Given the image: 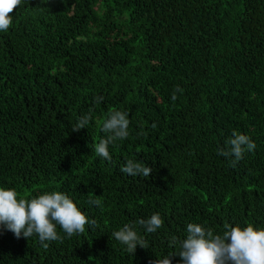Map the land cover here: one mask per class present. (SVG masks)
I'll return each mask as SVG.
<instances>
[{
	"label": "trees",
	"instance_id": "16d2710c",
	"mask_svg": "<svg viewBox=\"0 0 264 264\" xmlns=\"http://www.w3.org/2000/svg\"><path fill=\"white\" fill-rule=\"evenodd\" d=\"M10 15L0 31V188L29 200L59 191L95 224L72 237L57 226L47 249L0 225V264H151L168 254L183 264L189 223L264 229V0H22ZM117 110L129 135L109 146V162L94 145ZM233 132L256 144L235 167L218 155ZM129 159L151 176L123 173ZM155 213L163 225L136 226L146 248L135 255L113 237Z\"/></svg>",
	"mask_w": 264,
	"mask_h": 264
},
{
	"label": "clouds",
	"instance_id": "9594fccd",
	"mask_svg": "<svg viewBox=\"0 0 264 264\" xmlns=\"http://www.w3.org/2000/svg\"><path fill=\"white\" fill-rule=\"evenodd\" d=\"M22 0H0V31H7L12 23L11 13L21 4ZM177 92L183 89L177 86L172 94L173 102L177 99ZM103 97H98L99 103ZM91 111L79 118L73 131L78 132L86 128L91 120ZM128 113L112 111L102 125V131L107 134L94 145L96 154L109 162L112 157L109 146L117 140H124L129 135ZM155 128L156 124L153 123ZM228 150L219 149L218 155L231 160V166L243 159L245 153L254 151L255 142L245 134L233 132L232 138L227 141ZM121 171L132 177H150L152 168L134 160H127L121 167ZM91 204L99 206V199L90 200ZM94 220H90L72 199L59 191L45 193L38 198L18 199V193L14 189L0 188V225L12 231L17 238L23 236L30 238L38 236L41 245L47 249L49 243L61 239L57 232L59 226L68 237L82 234L85 226H92ZM139 225L146 233H155L163 225V220L158 213L149 218H141L134 223L125 224L119 231L113 232V237L126 246V251L135 255L137 247L146 248V242L138 235L136 226ZM176 237L171 238V244L175 245ZM180 251L178 256L183 264H264V229H256L249 224L247 227H233L225 225L222 234H215L211 228L199 223L187 225V236L179 241ZM173 254L163 258L157 257L151 264H172Z\"/></svg>",
	"mask_w": 264,
	"mask_h": 264
}]
</instances>
